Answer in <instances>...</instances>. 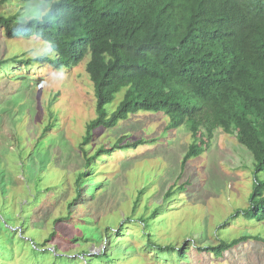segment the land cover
Wrapping results in <instances>:
<instances>
[{
	"label": "rangeland",
	"instance_id": "obj_1",
	"mask_svg": "<svg viewBox=\"0 0 264 264\" xmlns=\"http://www.w3.org/2000/svg\"><path fill=\"white\" fill-rule=\"evenodd\" d=\"M23 6L13 0L0 15ZM4 35L0 27V264H264V241L254 239L264 240V223L252 219L249 201L264 172L255 173L235 135L215 130L183 165L196 144L187 123L171 128L164 114L141 112L98 128L81 149L96 118L89 56L56 70L55 53L36 58L26 39ZM124 94L105 106L108 117ZM240 237L250 239L218 249Z\"/></svg>",
	"mask_w": 264,
	"mask_h": 264
},
{
	"label": "trees",
	"instance_id": "obj_2",
	"mask_svg": "<svg viewBox=\"0 0 264 264\" xmlns=\"http://www.w3.org/2000/svg\"><path fill=\"white\" fill-rule=\"evenodd\" d=\"M11 1L0 0V6ZM18 12L0 15L8 39L17 38ZM55 15L51 25L29 24L24 37L44 32L55 45L56 70L77 66L89 56L85 73L93 85L96 118L86 126L81 149L98 128L116 127L141 112L162 113L171 128L187 123L196 143L188 148L183 165L221 130L235 135L251 153L256 174L264 172V0H56ZM12 61L32 66L28 59ZM6 62L0 60V70ZM122 90V101L108 117L105 106ZM49 131L47 126L43 135ZM102 153L103 148L95 157ZM81 154L88 166L91 158ZM75 187L81 194V175ZM249 201L252 219L264 223V181L256 175ZM151 235H144L146 244L155 248ZM249 239L240 237L218 249L225 252Z\"/></svg>",
	"mask_w": 264,
	"mask_h": 264
},
{
	"label": "clouds",
	"instance_id": "obj_3",
	"mask_svg": "<svg viewBox=\"0 0 264 264\" xmlns=\"http://www.w3.org/2000/svg\"><path fill=\"white\" fill-rule=\"evenodd\" d=\"M56 0H25L24 6L19 10L14 19L18 25L14 29V36L26 39L33 48L31 55L36 58H43L54 53L55 45L44 38V32L32 33L24 37V32L29 24L51 25L56 20Z\"/></svg>",
	"mask_w": 264,
	"mask_h": 264
}]
</instances>
